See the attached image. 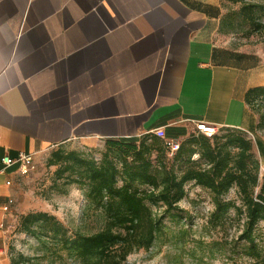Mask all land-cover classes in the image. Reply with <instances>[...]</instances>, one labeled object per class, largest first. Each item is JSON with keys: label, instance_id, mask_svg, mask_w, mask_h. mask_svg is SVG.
I'll return each mask as SVG.
<instances>
[{"label": "crops", "instance_id": "0c3cea01", "mask_svg": "<svg viewBox=\"0 0 264 264\" xmlns=\"http://www.w3.org/2000/svg\"><path fill=\"white\" fill-rule=\"evenodd\" d=\"M222 15L221 0H0V264L21 175L5 157L180 141L198 122L256 133L246 94L264 86V52L232 44Z\"/></svg>", "mask_w": 264, "mask_h": 264}, {"label": "trees", "instance_id": "16d2710c", "mask_svg": "<svg viewBox=\"0 0 264 264\" xmlns=\"http://www.w3.org/2000/svg\"><path fill=\"white\" fill-rule=\"evenodd\" d=\"M255 8V5L243 4L240 14L259 30L264 25L256 22ZM220 32H230L224 17ZM246 103L258 116L257 131L264 128V86L250 89ZM220 130H226L227 134L219 135ZM219 131L210 137L195 131L179 144L174 160H186L181 173L161 162L154 167L153 153L156 152L159 158L163 154L160 146L167 149L165 141L154 133L144 135L138 145L133 141L106 140L108 153L121 152L119 168L109 161L107 153L104 161L97 165L79 152L58 148L52 153L50 164H60L62 174L76 176L70 182L88 186L89 195L101 205L106 215V224L98 232L69 238L55 217L35 212L23 217L25 231L31 234L44 232L45 237L62 243L67 257L80 264H124L133 252L151 248L163 230L162 221L151 206L163 208V215L178 210V204L187 194L186 185L194 183L213 195L214 209L207 223L225 225L233 214L230 221L234 220L238 226L231 241L243 244L247 256L255 263L264 262V238H261L264 236L257 233L258 225L264 224V172L262 177L259 175L261 161L255 156L252 141L243 135L246 132L230 128H219ZM147 139H152V143L147 144ZM255 143L262 152V141ZM195 154L204 160V167L198 161H192ZM120 180L123 184L118 186ZM134 185L149 188L141 190L133 188ZM232 189L237 191L239 204L224 198Z\"/></svg>", "mask_w": 264, "mask_h": 264}, {"label": "rangeland", "instance_id": "374dc122", "mask_svg": "<svg viewBox=\"0 0 264 264\" xmlns=\"http://www.w3.org/2000/svg\"><path fill=\"white\" fill-rule=\"evenodd\" d=\"M246 3L255 5L256 22L264 25V0H221L222 17L227 19L230 30L223 35L234 45L264 52V28L256 30V26L240 14V7ZM224 134H227L226 130L219 131V135ZM243 135L253 143L255 156L261 161L259 175L262 177L264 148L260 152L255 142L259 140L264 144V128L258 129L253 135ZM143 138L144 136H141L122 141H133L138 145ZM188 138L180 140L179 143L182 144ZM146 143H152V139H147ZM61 148L65 152H79L86 159L95 161L97 165L104 161L107 153L109 161L112 160L118 168L121 167V152L108 153L106 140L70 142ZM54 151L55 149L49 150L34 159L28 174L20 175L16 182V201L6 245L10 264H80L67 257L62 243L45 237L44 232L27 233L22 220L29 213L44 212L55 217L69 238L98 232L106 224V215L101 205L89 195L88 186L70 182L71 179H76V176H68L70 173L62 174L63 166L60 164H50ZM160 151H163V154H160L159 158L156 152L151 156L154 167H158L161 162L181 173L186 166V160H174V156H171L163 145L160 146ZM131 159L130 156L128 160ZM192 159L204 167V160H200L198 154L193 155ZM122 184L120 180L118 186ZM133 188L142 190L149 187L134 185ZM185 189L187 194L178 204V210L170 214L163 215V208L150 205L160 217L163 230L151 248L133 252L124 264H264L255 263L250 259L243 244L231 241L238 226L234 220L230 221L233 214L225 225L207 223L214 209L210 191L194 183L187 184ZM224 198L240 203L236 189H232ZM257 233L264 236L263 223L258 225ZM58 240L61 241L59 238Z\"/></svg>", "mask_w": 264, "mask_h": 264}, {"label": "built area", "instance_id": "2783aa9c", "mask_svg": "<svg viewBox=\"0 0 264 264\" xmlns=\"http://www.w3.org/2000/svg\"><path fill=\"white\" fill-rule=\"evenodd\" d=\"M195 131L198 134H203V135L210 137V136H213L216 133H218L219 128L216 127L215 125H212V124H206L203 122H198L195 124ZM154 134H156L158 137L162 138L165 141L166 148L169 151V154L171 156H174L176 154L178 148H179V144H180L179 141L165 139L163 132L161 130L155 131ZM3 163L6 166H10V165L17 163L19 165L20 174L26 175L31 170V168L34 164V157L32 155H28V154L22 152L18 155V157L16 159H12L10 157H5L3 159ZM7 184L10 185V182H8ZM8 204L12 205L13 201L10 200ZM7 209H8V207H5V210H7ZM3 254H4V250L0 249V257Z\"/></svg>", "mask_w": 264, "mask_h": 264}]
</instances>
